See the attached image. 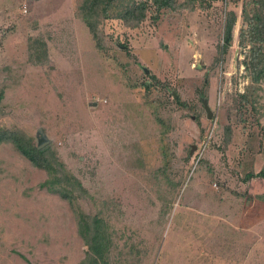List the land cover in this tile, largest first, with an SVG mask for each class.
I'll list each match as a JSON object with an SVG mask.
<instances>
[{"label": "rangeland", "instance_id": "374dc122", "mask_svg": "<svg viewBox=\"0 0 264 264\" xmlns=\"http://www.w3.org/2000/svg\"><path fill=\"white\" fill-rule=\"evenodd\" d=\"M244 1L151 5L136 27L106 18L98 48L78 0H0V128L57 150L88 190L79 207L108 223L113 264H264V78L253 99ZM45 175L0 143V264L84 256Z\"/></svg>", "mask_w": 264, "mask_h": 264}, {"label": "trees", "instance_id": "16d2710c", "mask_svg": "<svg viewBox=\"0 0 264 264\" xmlns=\"http://www.w3.org/2000/svg\"><path fill=\"white\" fill-rule=\"evenodd\" d=\"M175 4L176 0H78L76 14L88 27L96 46L101 48L98 26L104 19L117 18L128 26L136 27L145 18L149 6L154 5L158 10L161 7H174ZM241 14L243 26L239 32V43L245 47L241 63L252 86L255 84L250 87V94L253 99H257L254 89L264 78V0H245ZM235 17L234 11H227V40L231 36ZM34 54L32 52L30 57L43 60L46 50L41 46L37 55ZM246 94L247 92L241 93L243 97ZM1 142L11 143L31 164L45 170L46 175L38 182L39 187L55 192L69 202L75 214L77 231L87 247L84 256L75 264H113L108 255L112 245L108 223L100 212L89 214L79 207L77 198L87 194L88 190L81 179L59 158L57 150L50 144L42 146L34 143L31 135L17 129L0 128ZM256 174L264 175V165ZM250 175L252 173L247 174Z\"/></svg>", "mask_w": 264, "mask_h": 264}]
</instances>
